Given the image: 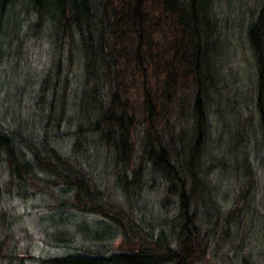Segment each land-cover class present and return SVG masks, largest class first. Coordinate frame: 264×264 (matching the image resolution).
<instances>
[{
    "label": "trees",
    "instance_id": "trees-1",
    "mask_svg": "<svg viewBox=\"0 0 264 264\" xmlns=\"http://www.w3.org/2000/svg\"><path fill=\"white\" fill-rule=\"evenodd\" d=\"M209 1L0 0V42L9 27L17 28L18 17L9 26L11 18L26 8L36 29L47 27L57 53L66 48L73 60L76 48L83 63L70 115L63 113L69 72L59 76L53 68L44 75L38 99L49 95L59 112L47 120L52 132L46 128L39 143L27 144L0 125V167L19 188L27 177L54 176L69 186L71 207L107 217L137 243L108 254L53 257L47 264H198L215 246L221 215L204 164L209 107L221 89ZM247 37L258 70L264 139V3ZM61 122L68 132L58 135L53 127ZM90 155H104L112 166L117 198L100 187L96 179L105 168ZM155 182L162 186V207L176 202L173 216L160 218L148 207L145 194Z\"/></svg>",
    "mask_w": 264,
    "mask_h": 264
},
{
    "label": "rangeland",
    "instance_id": "rangeland-1",
    "mask_svg": "<svg viewBox=\"0 0 264 264\" xmlns=\"http://www.w3.org/2000/svg\"><path fill=\"white\" fill-rule=\"evenodd\" d=\"M263 3L209 1L216 21L212 27L218 33L221 95L209 107L210 138L204 165L221 217L213 237L215 246L198 264H264V139L256 104L258 70L247 37L248 25ZM17 17V28L6 25L10 34L0 42V125L34 144L41 141L46 128L52 132L47 120L59 112L55 104H49V93L38 99L44 75L53 73V68L59 76L69 72L63 113L70 115L71 99L79 94L83 63L76 48L73 60L66 48L57 53L47 27L36 29L31 23L29 9L21 8L9 26ZM14 30L17 35L8 45ZM261 98L264 102V78ZM59 124L53 127L56 134L68 132ZM105 159L104 155L89 156L91 163L104 165L96 180L100 177V187L115 199L118 192L112 166L107 167ZM0 168V264H47L53 257L136 248L137 243L124 238L107 217L71 207L69 186L54 176L27 177L19 188L6 167ZM162 196V186L155 182L145 194L148 207L160 218L173 216L176 202L162 207ZM95 235L101 238L93 240Z\"/></svg>",
    "mask_w": 264,
    "mask_h": 264
}]
</instances>
